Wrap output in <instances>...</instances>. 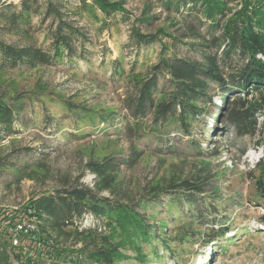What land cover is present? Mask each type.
I'll return each mask as SVG.
<instances>
[{
	"label": "rangeland",
	"instance_id": "obj_1",
	"mask_svg": "<svg viewBox=\"0 0 264 264\" xmlns=\"http://www.w3.org/2000/svg\"><path fill=\"white\" fill-rule=\"evenodd\" d=\"M32 1L37 7L29 26L10 28L0 18L1 43L51 48L55 18L44 15L47 0ZM107 1L120 11L106 17L93 0H63L61 18L84 35L73 44L71 59L63 54L51 64L0 69V96L14 100L18 112L11 131L0 133V160L10 167L0 173V232L6 220L28 212L33 197L84 186L145 217L148 240L135 238L114 264H264V199L256 188L264 186V91L248 96L257 108L253 135L227 121L231 107L224 108L214 86L198 103L202 111L185 117V125L157 121L152 113L134 118L127 106L138 84L171 50L200 61V40L192 32L203 36L209 23L185 15L193 0ZM240 1L228 8L239 10ZM20 2L0 0L14 8ZM133 31L152 40L136 44ZM157 76L155 98L161 102L170 85L167 75ZM104 161L117 164L114 181L97 191L101 179L88 164ZM185 180L202 185L196 204L166 193ZM97 224L84 216L79 230ZM221 230L226 233L212 241ZM65 232L49 235L55 248L82 254L80 264H91L87 254L95 243L72 228Z\"/></svg>",
	"mask_w": 264,
	"mask_h": 264
},
{
	"label": "trees",
	"instance_id": "obj_2",
	"mask_svg": "<svg viewBox=\"0 0 264 264\" xmlns=\"http://www.w3.org/2000/svg\"><path fill=\"white\" fill-rule=\"evenodd\" d=\"M232 1L235 0H193L189 6H184L185 15L194 19L196 24L205 25L201 24L204 18L209 23L205 36L192 32L193 38L200 40L196 52L201 60L179 57L173 50L162 56L151 74L135 88L129 101L127 107L134 118L152 113L157 121L173 118L185 125V117H197L202 111L198 103L205 102L208 90L214 86L223 94L224 108L231 107L227 121L243 135L255 133L257 108L248 96L252 91H264V0H241V8L235 11L228 8V3ZM63 5V0H47L44 15H53L57 24L51 34V48H16L0 42V69L25 64H51L63 54L71 59L75 53L73 44H80L78 40L84 39V35L61 18L60 8ZM92 5L97 6L106 17L120 11L118 4L107 0H93ZM34 7L37 3L32 0H21L18 8L0 4V18L10 28L21 24L29 26L28 21L35 13ZM132 38L136 44L152 40H147L137 31L132 32ZM234 58L240 62L233 63ZM158 74L167 75L170 85L167 100L161 102L155 98ZM12 102L0 96V133L11 131L17 119L18 112ZM219 111H222L221 107ZM4 162L0 160L1 174L4 169L10 168L3 166ZM116 168L117 164L110 161L88 164L89 171L101 179L97 191L110 187ZM256 188L264 199V186L258 183ZM167 190H170L166 192L169 195L175 193L174 199L178 201L181 199L196 204L194 193H202L203 188L199 183L185 180ZM181 191L188 193L185 195ZM178 194H182L183 198ZM27 209L35 219L38 231L29 237H22L21 244L13 246L10 227L17 216L6 220L5 228L0 232V264H80L82 254L58 250L54 239L49 236L66 235L67 228H72L76 236L95 243L87 254L91 264H114L120 249L136 245L135 238L140 242L148 240L145 217L135 211V206L101 197L88 187H63L38 195L28 202ZM84 216L93 217L99 225L79 230ZM225 233L226 230H221L211 238L212 241Z\"/></svg>",
	"mask_w": 264,
	"mask_h": 264
},
{
	"label": "built area",
	"instance_id": "obj_3",
	"mask_svg": "<svg viewBox=\"0 0 264 264\" xmlns=\"http://www.w3.org/2000/svg\"><path fill=\"white\" fill-rule=\"evenodd\" d=\"M35 222V219L31 217L30 211L24 214H19L14 219L12 227H10V232L12 233L11 243L13 246H19L22 237H29L32 234L37 233L38 227ZM49 244H52V242L49 241Z\"/></svg>",
	"mask_w": 264,
	"mask_h": 264
}]
</instances>
